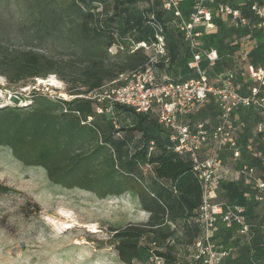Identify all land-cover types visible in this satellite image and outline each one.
Here are the masks:
<instances>
[{
    "label": "trees",
    "instance_id": "trees-1",
    "mask_svg": "<svg viewBox=\"0 0 264 264\" xmlns=\"http://www.w3.org/2000/svg\"><path fill=\"white\" fill-rule=\"evenodd\" d=\"M106 1L75 0L73 3L74 10L81 15L78 32L84 44V57H86L84 63L78 67L68 64L66 66L68 70H63L64 64L32 48L19 49L0 42V76H4L9 82H19L34 78L43 79L50 74H55L60 79L71 83L69 91L72 96V98L58 99L56 103H52L33 89L28 96L30 104L46 102L48 106L58 109L57 113H52L53 115L48 109L32 111L23 109L31 105H25V107L3 105L0 107V114L10 118L11 129L6 133L4 141L0 143L8 144L26 164L46 163L61 148L60 137L66 136L64 146H70L84 136V129L88 132V138L101 132L100 146L109 145L118 150L121 141L113 137V132L119 130L112 129L116 124L113 114L118 110L131 112L135 119L126 131L140 134L139 145L127 158L122 159L118 155V168L122 174L119 185L122 189L119 188L117 192L130 190L135 193L140 205L150 213V217L146 223H130L121 228L111 229L112 236L117 242L115 245L117 256L123 264L140 261L143 253L151 258L158 257L161 264H179L170 246L169 223L181 220L194 228L191 249L201 230L200 223L197 221V211L202 201L201 184L193 170L191 159L187 154L174 151L173 143L169 139L170 130L162 127L154 117L136 113L132 108L119 104L113 105L111 114L97 113L96 101L79 95H86L103 84L118 79L120 75L144 67L150 62L156 71L157 82L186 81L195 77V71L188 67L192 56L181 32L173 23L175 19L172 13L162 8V0H115L110 14L105 16L101 24H98L92 9L95 8V4L106 3ZM216 2L228 3L239 8L251 23L256 22L249 9L250 3L243 0H216ZM258 2L264 10V0H258ZM139 4H142L144 8L141 9ZM190 5V0H184L181 3L180 9L184 17L188 15ZM213 21L214 28L203 31V47L217 52L215 62L221 59L226 50H228L227 62H230L233 57L239 58L240 63H237V66L234 65L237 67V73L229 69L230 64L227 63L220 68V72L225 69L231 70L234 82L241 85V94H247L249 88L255 83L245 81L247 83L245 85L246 83L242 81V72L247 73L248 65L258 67L264 64V29L252 27L256 30L250 34L251 26L234 27L227 18L220 16L214 17ZM153 22H159L163 26L164 54H158L152 49L154 53L148 55L145 49L140 47L128 55L124 62L116 65H108L104 62L107 50L115 47L118 52L123 48L126 38H130L133 43L153 42ZM92 23L94 26L91 27ZM224 25H230L233 33L237 32V35L233 37L223 35L216 38V30ZM258 33L261 35L254 45L240 49L247 34L254 37ZM213 40L216 43L219 42L217 47L210 46ZM181 57L182 61L179 62ZM203 62L207 63L206 59L203 58ZM174 63L180 64V70L171 75L169 68L170 64ZM126 70L129 71L126 72ZM207 76L211 80V76L209 74ZM258 95L264 96L263 88H260ZM215 106L214 118H217L218 123L217 103L210 99L206 107L215 108ZM199 113L187 118L189 124L193 126L196 123H202L205 128H212L203 121L191 120L194 116L197 118ZM229 118V129L236 138L239 157L233 163V149L219 148L223 150L224 156L217 157L226 166L232 168L233 174L219 180L212 187L210 200L223 205L242 207L249 227L246 233L239 234L236 224L227 227L219 220L217 231L211 236V242L217 248L229 250V254L219 264H227L234 258L241 259V264H258L257 259L264 257V236L262 235L259 240L257 235L259 223L255 213L264 205V198L258 199L260 191L254 181L259 179L264 182V165L261 164L262 159L252 155V151L254 147L264 148V141L260 142L258 139L264 136V123L255 124V121L264 119V110L257 111L251 107L238 108L230 114ZM248 120H252L253 131H246V126L250 125ZM259 124L263 126L262 132L257 131ZM105 127L109 128L106 133ZM242 133L243 137H241ZM210 147L212 146L205 145L201 148V158ZM245 148L250 153V157L247 156ZM80 162H82L80 159L74 158L65 169L63 176L71 175ZM140 164H144L145 167L152 165L153 175L148 186L142 182ZM243 165L253 169L250 176L241 173ZM79 178H83L84 186L87 180L89 181L88 177L79 176L77 180ZM220 193H231L236 196L232 201H227L222 200ZM163 230L166 232H162ZM147 236H153L152 241L148 243V247H141L142 240ZM188 264H203V262L191 255Z\"/></svg>",
    "mask_w": 264,
    "mask_h": 264
},
{
    "label": "rangeland",
    "instance_id": "rangeland-1",
    "mask_svg": "<svg viewBox=\"0 0 264 264\" xmlns=\"http://www.w3.org/2000/svg\"><path fill=\"white\" fill-rule=\"evenodd\" d=\"M114 1L95 4L92 13L98 24L110 14ZM74 2L75 0H0V42L19 49L32 48L64 64L63 70H68V64L78 67L86 57L78 32L81 15L74 10ZM139 7L144 8L142 4ZM250 29V34L256 30L252 27ZM216 35V38L223 35L233 37L237 32L233 33L230 25H224L216 30ZM260 35H251L247 46L244 39L240 49L254 45ZM218 43L213 40L210 46L217 47ZM116 51L115 47L107 50L104 58L106 64L124 62L135 51L134 43L126 38L123 48ZM144 51L148 55L154 53L152 48ZM227 53L228 50L212 65L202 63L212 80L226 63L230 64L229 69L237 73L235 66L240 60L233 57L227 62ZM181 61L182 57L179 59ZM169 70L174 75L180 70V64H170ZM48 79H53L57 86L46 85ZM242 81H251L245 71L242 72ZM70 87V82L55 74L43 79L19 82H9L4 76H0V90L5 94L4 98H0V107L31 105L28 96L33 89L48 101L56 103L58 99L70 98ZM23 109H48L51 114L58 111L46 102L32 103ZM215 111L216 106L207 108L205 118L213 120ZM113 115L116 124L112 129H119L118 132H113V137L121 141L118 150L109 145L100 146L101 132L88 138V132L84 129V136L70 146H64L66 136L60 137L61 148L46 163L26 164L8 144L0 143V264H123L117 256V242L111 229L130 223H146L150 213L142 208L137 195L132 191L117 192L119 188L122 189L119 185L122 174L118 168V155L123 159L134 153L139 145L140 134L126 131L135 119L131 112L118 110ZM247 122L250 125L246 126V131H253L252 120ZM10 129V118L0 114V141H4ZM108 131L109 128L105 127L104 132ZM209 149V155L224 156L223 150L217 147ZM245 150L250 157L247 148ZM74 158L82 162L71 175L63 176ZM140 169L142 182L148 186L153 175L152 165L145 167L140 164ZM79 176L88 177L89 181L85 186L82 184L83 178L77 180ZM220 195L222 200L227 201H232L236 196L231 193ZM259 209L255 216L259 223L257 235L260 240L264 236V205ZM168 231L176 262L188 264L192 255L194 228L178 220L169 223ZM151 237L153 236L145 237L141 247H148ZM257 260L258 264H264L263 256ZM154 263L145 253L140 261L133 262ZM227 264H241V259L234 258Z\"/></svg>",
    "mask_w": 264,
    "mask_h": 264
},
{
    "label": "built area",
    "instance_id": "built-area-1",
    "mask_svg": "<svg viewBox=\"0 0 264 264\" xmlns=\"http://www.w3.org/2000/svg\"><path fill=\"white\" fill-rule=\"evenodd\" d=\"M183 1L162 0V8L172 13L175 19L173 23L188 46L192 56L188 67L195 71L194 78L182 82H157L156 71L150 62L144 67L120 75L118 79L107 82L86 95L79 96L95 100L97 113H111L113 105L119 104L132 108L136 113L154 117L162 127L170 130L169 139L173 143L174 151L189 156L201 184L202 201L197 211V221L201 230L192 245V257L201 259L203 264H219L229 254V250L217 248L211 242L212 234L217 231L218 221L221 220L227 227L236 224L239 234L246 233L249 225L242 207L223 205L210 200L212 187L219 180L230 177L233 171L214 155L205 153L201 158L200 150L205 145L228 147L233 149L232 162L235 163L239 157V150L236 138L229 129V117L238 108L264 110V96L258 95L260 88L264 89V64L258 67L247 66L248 78L255 83L247 94H241V85L234 82L231 70L211 81L200 63L204 58L212 65L217 59V52L203 47L202 36L205 29L214 28L213 19L217 16L227 18L234 27L251 26L264 29V10L258 0H243L250 3L249 9L256 19V22L251 23L239 8L228 3L216 0H190V11L184 17L180 9ZM152 30L153 42L134 43V47L152 48L162 55L165 53L163 26L159 22H153ZM244 39L247 46L250 35L247 34ZM4 96L0 90V98ZM210 99L218 105L219 122L210 129L205 128L202 123L191 126L187 118L200 112ZM257 131H263L261 124L257 126ZM241 173L250 176L253 169L243 165ZM254 183L260 191L258 199L261 200L264 198V182L255 179ZM152 259L154 264H161L158 257Z\"/></svg>",
    "mask_w": 264,
    "mask_h": 264
},
{
    "label": "crops",
    "instance_id": "crops-1",
    "mask_svg": "<svg viewBox=\"0 0 264 264\" xmlns=\"http://www.w3.org/2000/svg\"><path fill=\"white\" fill-rule=\"evenodd\" d=\"M201 63H202V61H201ZM201 63H200V66H201ZM207 64H208V62H207ZM202 67V66H201ZM203 68V67H202ZM228 71V69H225V70H223L222 72H219L218 74H216L215 76H214V78L216 77V76H218V75H220V74H223V73H225V72H227ZM213 78V79H214ZM211 81H212V79H211ZM251 82V81H250ZM209 103V102H208ZM207 103V104H208ZM207 106V105H206ZM204 107L203 109H201V111H200V113L197 115V118L194 116V117H192L191 118V120L192 121H203V122H205L206 123V125H208V127H214L215 126V124L217 123V118H214L213 120H207L206 118H205V116H204V113H205V110L207 109V107ZM237 117V116H236ZM189 120V119H188ZM260 122H263L264 123V119H260V120H257V121H255V124H258V123H260ZM259 139V141L260 142H262V141H264V137H261V138H258ZM258 139H257V141H258ZM212 147H214L213 145H211ZM209 151H211L210 149H208V152L207 153H209ZM252 155L254 156V157H257V158H260V159H262L263 161H262V165H264V148H262V147H257V148H255L254 147V149H253V151H252Z\"/></svg>",
    "mask_w": 264,
    "mask_h": 264
},
{
    "label": "bare ground",
    "instance_id": "bare-ground-1",
    "mask_svg": "<svg viewBox=\"0 0 264 264\" xmlns=\"http://www.w3.org/2000/svg\"><path fill=\"white\" fill-rule=\"evenodd\" d=\"M46 85H49V86H57L56 85V82L53 80V79H48L46 82ZM62 217V216H61ZM52 218V217H51ZM45 220V219H44ZM48 222V221H47ZM49 222H51V221H49ZM55 222V221H54ZM57 223V222H56ZM61 223V222H60ZM52 224V223H51ZM59 226V225H58ZM71 227V226H70ZM86 227V226H85ZM88 227H91V228H93L94 227V225H88ZM58 229V228H57Z\"/></svg>",
    "mask_w": 264,
    "mask_h": 264
}]
</instances>
